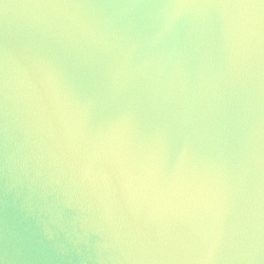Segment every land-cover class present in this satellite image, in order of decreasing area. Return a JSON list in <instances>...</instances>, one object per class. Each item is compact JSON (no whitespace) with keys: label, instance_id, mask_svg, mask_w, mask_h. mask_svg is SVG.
Listing matches in <instances>:
<instances>
[{"label":"clouds","instance_id":"clouds-1","mask_svg":"<svg viewBox=\"0 0 264 264\" xmlns=\"http://www.w3.org/2000/svg\"><path fill=\"white\" fill-rule=\"evenodd\" d=\"M0 264H264V0H0Z\"/></svg>","mask_w":264,"mask_h":264}]
</instances>
